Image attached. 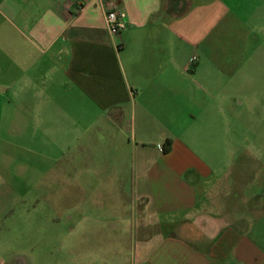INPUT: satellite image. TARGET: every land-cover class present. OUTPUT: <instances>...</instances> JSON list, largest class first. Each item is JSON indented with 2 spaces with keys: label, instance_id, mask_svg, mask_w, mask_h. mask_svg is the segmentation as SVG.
Returning a JSON list of instances; mask_svg holds the SVG:
<instances>
[{
  "label": "crops",
  "instance_id": "0c3cea01",
  "mask_svg": "<svg viewBox=\"0 0 264 264\" xmlns=\"http://www.w3.org/2000/svg\"><path fill=\"white\" fill-rule=\"evenodd\" d=\"M254 64L264 0H0V264H264Z\"/></svg>",
  "mask_w": 264,
  "mask_h": 264
},
{
  "label": "rangeland",
  "instance_id": "374dc122",
  "mask_svg": "<svg viewBox=\"0 0 264 264\" xmlns=\"http://www.w3.org/2000/svg\"><path fill=\"white\" fill-rule=\"evenodd\" d=\"M259 35L260 33H256ZM257 48H255L256 50ZM255 53H262V49L256 50ZM253 69L257 71H264V68L258 64L253 65ZM256 74L259 80L254 81L252 90V95L248 103H246V98L244 95H238L236 97L238 103H244V106H237L238 110V121L235 126L231 128L229 144H231V149L233 152L237 153L236 162L232 167H242L245 159H249V172L245 176L237 171V178L240 182L245 184H251L253 188L249 189L250 195H255V199L258 200L259 197L264 199V73ZM252 99V105L251 103ZM249 106V107H248ZM247 107V108H246ZM227 136H224L226 138ZM232 140V141H231ZM224 145V144H223ZM222 145V146H223ZM235 161V160H234ZM241 170V169H240ZM239 174V175H238ZM252 191V192H251ZM82 198H85V192ZM62 209L61 217L64 218V226L70 230L72 227V213L70 211V206L64 204ZM100 211V210H98ZM50 209L48 208L46 214H50ZM98 212L96 210L88 209L84 213L79 214L80 216H93ZM74 216L76 214H73ZM74 218V217H73ZM89 223H85L87 226ZM22 225L20 224L19 227ZM19 227H15L19 230ZM9 242V247L12 250L23 249L26 246H32L33 240L26 239H13L6 240Z\"/></svg>",
  "mask_w": 264,
  "mask_h": 264
},
{
  "label": "built area",
  "instance_id": "2783aa9c",
  "mask_svg": "<svg viewBox=\"0 0 264 264\" xmlns=\"http://www.w3.org/2000/svg\"><path fill=\"white\" fill-rule=\"evenodd\" d=\"M106 23L110 30V33L114 36L121 35V32L128 27V22L119 16L116 11H110L106 14ZM196 58H193L194 62Z\"/></svg>",
  "mask_w": 264,
  "mask_h": 264
}]
</instances>
